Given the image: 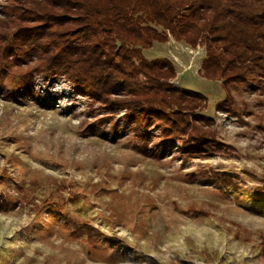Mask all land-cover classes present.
<instances>
[{
	"label": "rangeland",
	"instance_id": "374dc122",
	"mask_svg": "<svg viewBox=\"0 0 264 264\" xmlns=\"http://www.w3.org/2000/svg\"><path fill=\"white\" fill-rule=\"evenodd\" d=\"M6 11L0 0L4 31ZM143 52L172 60L171 82L207 96L204 112L233 148L183 160L160 129L127 126L124 110L103 121L90 95L35 58L0 69V264H264V87L231 84L236 115L217 106L222 81L201 73L203 42L170 35ZM73 221L105 237L91 242Z\"/></svg>",
	"mask_w": 264,
	"mask_h": 264
},
{
	"label": "trees",
	"instance_id": "16d2710c",
	"mask_svg": "<svg viewBox=\"0 0 264 264\" xmlns=\"http://www.w3.org/2000/svg\"><path fill=\"white\" fill-rule=\"evenodd\" d=\"M9 1L12 11L2 19L9 29H0L2 71L35 58L39 72L63 76L90 95L105 112L103 121L118 123L124 110L127 126L143 136L160 129L164 139L178 143L183 160L233 146L218 137L215 118L204 112L207 96L172 83L173 61L149 59L144 48L170 35L193 46L203 42L201 73L222 81L227 96L217 106L236 115L230 85L264 87V0ZM205 173L226 186L234 183L227 173ZM73 224L91 242L105 237L92 224Z\"/></svg>",
	"mask_w": 264,
	"mask_h": 264
}]
</instances>
